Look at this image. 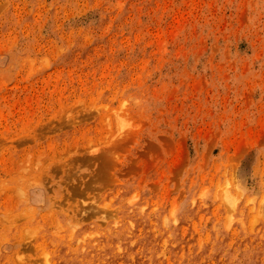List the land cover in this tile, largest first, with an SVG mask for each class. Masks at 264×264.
I'll use <instances>...</instances> for the list:
<instances>
[{
	"label": "rangeland",
	"instance_id": "rangeland-1",
	"mask_svg": "<svg viewBox=\"0 0 264 264\" xmlns=\"http://www.w3.org/2000/svg\"><path fill=\"white\" fill-rule=\"evenodd\" d=\"M58 238L264 264V0H0V264Z\"/></svg>",
	"mask_w": 264,
	"mask_h": 264
},
{
	"label": "bare ground",
	"instance_id": "bare-ground-1",
	"mask_svg": "<svg viewBox=\"0 0 264 264\" xmlns=\"http://www.w3.org/2000/svg\"><path fill=\"white\" fill-rule=\"evenodd\" d=\"M112 206L118 208L117 215L120 217L121 220L125 219L133 225L134 228L131 232V237L133 238V240L138 241L139 238H141V245H144L150 237L148 235V225L136 219L133 214L127 215L125 211L126 208L120 206L118 202L113 203ZM96 212L92 211L91 215H96ZM35 221L36 225L38 222L37 218L35 219ZM39 223H41V221H39ZM41 227L43 228V225H41ZM96 233L98 232L96 231ZM60 238L56 240V247L49 252L53 258L52 264H117V260L112 254V251L109 250V248H103V253L101 254L104 256L106 255L107 251L109 257L107 255V257L97 256V253L95 251H92V254L89 253L88 246H82V248H73L72 246L74 243H76V241L68 243L64 242Z\"/></svg>",
	"mask_w": 264,
	"mask_h": 264
}]
</instances>
